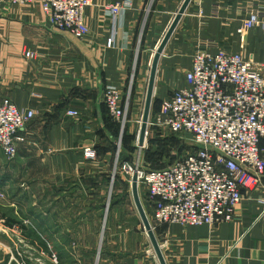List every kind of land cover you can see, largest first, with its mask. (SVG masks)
I'll return each instance as SVG.
<instances>
[{
    "label": "crops",
    "instance_id": "crops-1",
    "mask_svg": "<svg viewBox=\"0 0 264 264\" xmlns=\"http://www.w3.org/2000/svg\"><path fill=\"white\" fill-rule=\"evenodd\" d=\"M183 1L93 0L85 17L90 31L83 38L54 28L39 1L0 3V100L9 97L18 107L36 111L21 132L25 141L17 156L10 160L0 149V189L5 193L17 176L24 193L34 189L9 200L21 204V210L12 211L19 222L10 225L3 215L0 226L18 225L25 243L30 233L44 239L34 241L36 262L45 249L58 260L66 253L68 264H160L132 193L119 194L124 177L113 174L115 182L110 180L121 123L110 115L104 90L115 86L125 94L131 87L135 92L125 126L134 134L154 53ZM110 3L127 4L115 39L107 20ZM254 9L263 11L264 0H192L160 58L154 99L162 101L185 86L203 38L264 63V31L246 24ZM88 147L96 149V159L84 155ZM261 147L264 155V141ZM263 201L264 174L244 190L231 221L157 225L166 263L264 264ZM143 204L147 212L152 209L148 200Z\"/></svg>",
    "mask_w": 264,
    "mask_h": 264
},
{
    "label": "built area",
    "instance_id": "built-area-1",
    "mask_svg": "<svg viewBox=\"0 0 264 264\" xmlns=\"http://www.w3.org/2000/svg\"><path fill=\"white\" fill-rule=\"evenodd\" d=\"M37 1L54 28L69 31L77 38L89 33L85 17L93 0L0 3L29 6ZM126 7L119 3L107 6L112 39ZM246 24L264 31V10H250ZM185 82L161 101L159 109H151L147 134L150 128L191 134L197 148L164 168L146 169L129 163L122 167L130 179L137 174L139 188L142 183L146 186L154 229L163 224L199 226L231 221L244 190L259 183L264 174V63L227 51L214 39L203 38ZM104 101L110 115L125 126L130 94L124 101L118 88L107 86ZM68 113L75 115L76 111L70 109ZM35 116L34 109L20 108L9 97L0 100V149L6 158L17 156L19 144L25 141L21 132ZM84 155L96 159V149L88 147ZM11 231L19 232V226H12ZM52 257L57 263V255ZM37 260L41 262V258Z\"/></svg>",
    "mask_w": 264,
    "mask_h": 264
},
{
    "label": "rangeland",
    "instance_id": "rangeland-1",
    "mask_svg": "<svg viewBox=\"0 0 264 264\" xmlns=\"http://www.w3.org/2000/svg\"><path fill=\"white\" fill-rule=\"evenodd\" d=\"M133 69H137V64L138 60H134L133 63ZM136 71V70H135ZM137 75L134 77V80L137 79ZM148 80V79H147ZM137 81V80H136ZM147 83V81H146ZM130 94H135V92H132V89L130 87L129 91L125 94H123V100L127 101V98ZM145 95H146V86L144 85L143 93L141 94L140 98L141 100L139 101V111H138V120L141 123V118L143 114V109H144V103H145ZM131 100V99H130ZM154 101V99H153ZM153 105V104H152ZM140 123H137V129L134 134L129 135L127 132V127L122 126L120 127V138L118 139V150L116 151L115 155V161L114 164L112 165L113 168L112 174H116L117 177H124V182H122V189L119 191L120 195H131V179L129 176H125L123 173V165L125 163L133 164L135 163V152L138 147V134L140 130ZM128 126V124H127ZM127 131V132H126ZM125 145L126 147V152L123 148ZM197 148L194 138L191 134L187 133H171L163 129H154L150 128L148 134L146 135V141L144 146L141 148L143 151V159L141 162V166H143L146 169H156V167H167L171 164H173L175 161L178 159L182 158L189 152L194 151ZM140 153L138 154V157L136 159V162L139 161L140 158ZM136 165V164H135ZM115 175V177H116ZM114 176V175H113ZM111 177L110 180L115 182V179ZM20 178L21 176H17L11 183H10V188H7V191L4 193L0 189V217L5 215L8 217H14V214L12 211L18 212L21 210V204H13L10 203L9 200L15 195L16 197H22V195H32L34 194V189L29 190L27 192H23L22 188L20 186ZM112 185V183H111ZM140 195L142 198V201L145 202L147 205V194H146V186L142 183L140 185ZM108 195V192H107ZM24 203V202H23ZM12 205H15V207H12ZM106 214V213H105ZM150 214V219L152 220L153 215L152 214V209H149L148 207V216ZM104 216V215H103ZM2 218V217H1ZM30 244L32 245L31 247L28 245V242L25 243L24 241H21L22 236L19 235L18 232H13L11 230L7 229H1L0 226V264H8L9 258L11 261V264H24L23 261H29L30 263L34 264L36 257L35 255V250H34V241L37 240L39 243L45 242L43 239L40 241L37 237L35 236H29ZM49 238V237H48ZM49 242V241H48ZM27 244V246H26ZM49 244H51L49 242ZM41 245V244H40ZM44 248V247H43ZM56 253H52L51 251L45 249L40 252L37 257L41 258V262H37L38 264H56L54 261L52 255ZM50 255V257H49ZM63 257H59V262L58 264H61V260L63 261L62 264H68V260L66 258V253H60ZM48 257V258H47ZM51 259H53L54 262H51ZM58 259V257H57Z\"/></svg>",
    "mask_w": 264,
    "mask_h": 264
},
{
    "label": "water",
    "instance_id": "water-1",
    "mask_svg": "<svg viewBox=\"0 0 264 264\" xmlns=\"http://www.w3.org/2000/svg\"><path fill=\"white\" fill-rule=\"evenodd\" d=\"M192 0H184L182 5L180 6L177 14L175 15L171 25L167 29L163 39L161 40L160 44L158 45L153 59L151 63V68H150V75H149V80H148V85H147V90H146V95H145V103H144V109H143V114L141 118V123H140V130L138 134V147L139 149L136 150L134 158H135V163L134 164H141L142 159H143V151L141 148L144 146L145 141H146V135H147V129H148V121H149V116L151 113L152 109V104H153V99H154V90H155V82H156V74H157V69H158V64L160 61V58L164 52V49L170 40L171 36L173 35L176 27L178 26L179 21L181 20L183 14L186 12L190 2ZM140 153V158L138 162H136V159L138 157V154ZM131 193L133 197V201L135 204V207L140 215L141 221L144 225V229L147 232L150 242L152 244V247L156 253V256L158 258V261L160 264H167L166 259L164 257V253L161 248V244L158 240V237L156 236L155 229L152 225V222L148 216V213L144 207L141 195H140V189H139V183H138V176L135 173L132 176L131 179Z\"/></svg>",
    "mask_w": 264,
    "mask_h": 264
},
{
    "label": "trees",
    "instance_id": "trees-1",
    "mask_svg": "<svg viewBox=\"0 0 264 264\" xmlns=\"http://www.w3.org/2000/svg\"><path fill=\"white\" fill-rule=\"evenodd\" d=\"M160 104H161V101H159L157 99H154L153 105H152V111H156L157 109H159ZM263 141H264V139H262V141H261V146H262V142ZM161 167H156V169H160ZM117 178H119V177L116 176L115 179H117ZM18 222H19L18 220L13 219L12 217H7V223L10 224V225H12L13 223H18ZM156 230H157V228H156ZM31 236H35V235L33 233H30V237ZM35 237L39 238L38 236H35Z\"/></svg>",
    "mask_w": 264,
    "mask_h": 264
}]
</instances>
